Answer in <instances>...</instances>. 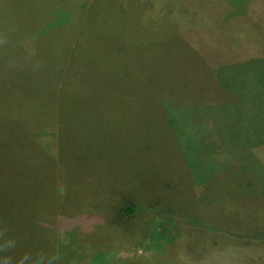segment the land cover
Here are the masks:
<instances>
[{
	"label": "rangeland",
	"instance_id": "obj_1",
	"mask_svg": "<svg viewBox=\"0 0 264 264\" xmlns=\"http://www.w3.org/2000/svg\"><path fill=\"white\" fill-rule=\"evenodd\" d=\"M152 1L0 0L3 18L0 23V90L6 91H0V98L9 97L11 93L7 92L14 94L10 99L0 100V107L8 104L7 112L16 114V119L8 117L13 126L9 135L25 134L29 130L24 120L33 118L37 109L25 103L30 99L37 106L49 105L54 114L62 107L70 109L104 135L152 141L153 148H149L147 155L152 165L143 174L152 192L166 183L162 172L174 174L178 177L176 181L186 187L185 171L193 170L199 178L208 174L210 177L212 170L225 165L229 154L236 156L240 166L258 176L264 188V57L260 52V56L244 59L234 52L236 39L231 34L232 30L245 32L244 37L252 38L253 43L258 42L260 45L256 46L264 50V0H186L184 5H178L176 0H161L156 6ZM255 11L260 13L261 21L254 14L252 19L245 18L246 13ZM68 21L69 24L63 26H68L67 32L60 36L64 31L58 28L63 27L55 26L56 22ZM202 29L209 34L201 33ZM31 32L40 35L33 43L32 67L26 69L9 44L14 42L15 34ZM33 70L44 71L51 78L45 81ZM4 117L0 115L1 124L6 121ZM64 151L60 159L53 155L45 164L57 161L62 173L72 174L75 180L86 175L93 161L72 147ZM3 152H15V149L6 148L0 142V153ZM22 152L27 157L40 158L31 151L22 149ZM182 156L186 163L181 169ZM137 160L138 163L140 160ZM170 160L174 161L175 169L170 166ZM117 163L121 172H128V167L123 165H126L125 160ZM145 164L140 161V165ZM4 172L0 166V181L5 188L0 189V226L6 225L10 232L31 239L47 253L74 263L94 248L103 250L94 264H106L120 256L121 251L125 253L122 246L126 245L131 258H134L133 251L153 254L147 260L155 264H176L175 260L188 264L186 256L189 255L182 254L172 242L169 249L176 254L157 253L154 250L162 246L151 244L148 239L140 240L137 229L124 218H121L122 223L128 224L122 225L117 218H111V213L117 217L118 209L112 204L106 207L99 202L93 204L96 207L93 208L89 194L92 188L84 184L63 187L67 192L62 194L59 220L65 219L70 225L67 218L80 216L83 223L84 218L94 216L98 219L96 229L87 234L73 229L72 234L59 238L55 210L34 212L36 209L27 207L32 201L35 208L52 207L53 199L48 200L40 190L33 188L26 196L30 200H21L20 194L11 187L24 186L31 181L30 176L6 171L15 178L8 183L1 177ZM37 182L45 186L54 184L51 180L38 179ZM55 185L60 187V184ZM177 192L179 199L185 195L181 189ZM109 195L119 203L128 200L120 193ZM206 198L218 201L220 196L212 192ZM111 207L113 212L110 213ZM167 210L173 212L170 208ZM238 210L235 214L243 222L245 216L263 220L264 209L261 213L245 211V206ZM248 224L252 221L246 224V229L251 226ZM156 225L163 232H170L174 239L187 234L183 232L185 224L175 226L157 219ZM261 226L264 229V223ZM117 233L118 239L115 238ZM155 238L160 236L155 234ZM117 240L122 245L115 244ZM244 240L234 234L228 237L187 235L178 242L182 248L197 252L195 254L202 252L205 242L210 247L214 243H218L219 248L224 247L207 254L203 252L199 258L192 256L189 260H194L195 264H264V256L259 255L261 250L264 254V246L256 250L250 240L242 242ZM216 251L224 253L212 257ZM136 261L147 264L144 260Z\"/></svg>",
	"mask_w": 264,
	"mask_h": 264
},
{
	"label": "trees",
	"instance_id": "obj_2",
	"mask_svg": "<svg viewBox=\"0 0 264 264\" xmlns=\"http://www.w3.org/2000/svg\"><path fill=\"white\" fill-rule=\"evenodd\" d=\"M152 2L156 6L161 3V0H153ZM2 22L3 18L0 16V23ZM63 23L65 22H56L55 26L60 24V27H63L69 24V21L65 24ZM72 23H74V21H72ZM59 29L64 31L63 34L59 35H65L68 26L58 28V30ZM52 33L57 36L56 33ZM39 35L40 34L34 32L26 35H19L18 33L14 35V42L9 44L10 50H15V55L26 69L28 66L32 67L33 43L36 40L35 38ZM234 52L240 53L235 48ZM260 52L264 57V50L261 51L257 47L251 54L253 56H260ZM30 67L28 68L31 69ZM35 73L45 81L51 78L44 71ZM7 93H11L9 94L10 96L7 98H0V100L10 99V97L14 95L12 92ZM26 101V104H31L37 109L33 118L24 120L29 126V130L25 132V134L9 135L8 131L13 126L9 124L8 117L16 119V114H9L7 112L9 107L8 104L0 107V115L5 116L4 119H6L4 124L0 123V142L4 143L6 148L15 149V152L0 153V166L5 169L1 177L6 179L5 182L11 183L15 178L10 177V173L6 171L12 170L19 172L20 175H22L21 173H25L24 177L27 175L30 176L29 180L31 181L24 186L22 185L20 187L13 185V187H11L15 193L17 192V194H20L21 200H30L27 199L26 196L31 194V189L33 188L40 190L48 200L53 199L54 206L52 207L35 208L31 205L34 203L33 201L29 202L30 206L27 207L36 209L34 212L39 209H41L42 212H51L55 210L56 229L58 227L59 238L70 234V232L72 234L73 229L84 231L85 234L93 232L96 229L95 226L98 219L94 216L88 218L83 217V223L80 221L82 218L80 216L76 219H74V217L67 218L70 225H67L65 219L59 220L62 194L67 192L63 187L71 184H84L92 188L89 194L93 208H96L93 204H98L99 202L100 204H105L106 207L107 204H109V206L112 204L118 209L116 217L114 213H111L113 212V206L111 207V218H117L122 225L130 223L132 227L137 229V234L141 236L139 238L140 240L148 239L149 243L162 246L160 249L154 250L157 253L166 252L169 255L176 254L177 252H173L169 249V244L172 242L175 248L183 251L182 254L189 255L186 256L188 264L196 263L194 260H189L193 259L192 256L199 258V256L204 255V253L207 254L210 251L218 250L219 245L218 243H214V245H212L213 247H210V244L205 242L203 243L204 245L202 244L201 246L202 252L198 251L200 254H195L197 252L193 253L189 248H182L179 244L187 235H197L199 237L203 235H221L222 237H228V234H234L238 239L244 238L245 240L242 242L250 240L251 243L255 245L253 249L257 250L259 247L262 248L264 246V229L261 226L264 223V215H262L263 218L261 217L263 220H252V217L249 218L245 216L244 221H246L243 222L239 220V216L235 214L238 213V211H240L238 209L243 206H245V211L251 210L257 211L258 213L263 212L264 209V188H262L258 176L250 173L243 166H240L236 156L230 154L226 155L224 160L225 165L222 168L212 170L213 174H211L212 176L210 177H208V174L206 177L199 178L195 175V171H185L183 174H185L188 179L186 180V187H183L181 182L176 181L178 177L174 176V174L162 172L163 176H165L163 180L166 183L156 192H152L148 187V178H144L143 176L152 165L149 159L150 157H147L149 148H153L152 141H136L137 139L125 140L122 138L110 137L104 135L101 131L93 130L89 122L83 120L80 116L70 111V109L66 110L62 107L58 113L54 114V110L47 104L37 106L35 103L31 102L32 100L30 99ZM151 140H153V138ZM146 145H148V147H146ZM263 146L264 144L262 147ZM68 147L82 151L85 158H90V160L93 161L89 169L86 170V175L78 177L76 180L72 178V174L67 176L65 173H62L61 169L57 167V161L50 165L47 163L45 164L50 156L55 155L60 159L61 153H65L64 150ZM22 149L31 151V154L40 156V158L41 155H44L46 160L43 161L44 158L35 159L30 156L27 157L22 152ZM139 150L140 155L138 154ZM141 155H143L142 158ZM182 158V165H180L181 169L186 163L185 156H182ZM137 159L146 164L144 166L140 165V161L137 163ZM124 160L126 165H123L128 167V172L123 173L119 170L117 162H123ZM169 164L173 168L175 167L173 160H170ZM153 167L156 168V166ZM38 179L45 181L51 180L54 181V184L53 186H45L38 183ZM208 180L212 181L208 183ZM22 182L23 184L25 183L24 181ZM41 183L44 182L41 181ZM55 184H60V187H57ZM0 185V189L5 190V188L2 187V181H0ZM177 189H181L185 193L181 199H179L180 195ZM105 190H108V192H105ZM111 192L120 193L128 197V200L125 203H119L114 196L111 197L109 195ZM212 192L220 196L218 201L206 198L208 193ZM204 193L205 195H203ZM38 202H43V200H39ZM168 208L173 210V212H168ZM186 212L190 214H187V216L185 214ZM121 218L129 222L126 223L125 221L122 223ZM157 219L175 226L185 224L186 229H183V232L187 234L183 236L184 238L175 237L174 239V236H172L170 232H163L161 228L159 229L156 225ZM249 221H252V224H248L251 226L249 229H246V224ZM61 229L64 231L61 232ZM119 229L120 227L116 228V230ZM261 229L263 230L261 231ZM10 233L20 238L18 247L14 253L15 256L22 255L26 251L32 252L33 254L41 251L46 252L44 248L37 243L31 242V239L24 238L22 235L13 232ZM155 234L160 236V238L154 239ZM118 237L119 234L117 233L115 238L118 239ZM119 242L120 241L117 240L114 243L122 245ZM122 247L126 252L124 253L121 251L120 256L114 257L111 262H107L106 264H139V261L136 260H144L147 264H155L147 260V258L153 256V254L143 255L132 251V256L134 258H131L128 256L129 252L127 251L128 248L126 245ZM92 249H89L91 250H88L89 252L87 251V256L80 257V261L78 262L73 263L72 260L67 262L60 258L57 264H94L97 257L103 253L101 252L103 250ZM101 249H106V247H101ZM219 249H224V247L221 246ZM261 252L262 250L259 251V255L264 256ZM223 253V251H216L212 257H218V255L222 256ZM175 263L179 264L177 260H175Z\"/></svg>",
	"mask_w": 264,
	"mask_h": 264
},
{
	"label": "clouds",
	"instance_id": "obj_3",
	"mask_svg": "<svg viewBox=\"0 0 264 264\" xmlns=\"http://www.w3.org/2000/svg\"><path fill=\"white\" fill-rule=\"evenodd\" d=\"M37 68L40 65L36 66ZM20 238L12 235L6 225L0 226V264H57L60 257L47 252H24L15 256Z\"/></svg>",
	"mask_w": 264,
	"mask_h": 264
},
{
	"label": "crops",
	"instance_id": "obj_4",
	"mask_svg": "<svg viewBox=\"0 0 264 264\" xmlns=\"http://www.w3.org/2000/svg\"><path fill=\"white\" fill-rule=\"evenodd\" d=\"M172 1H175V0H172ZM185 1L186 0H176V2L178 3V5L180 4V5H184L185 4ZM176 3V4H177ZM214 4V3H213ZM257 9H261V7L260 6H258V8ZM177 10V9H176ZM186 11V10H185ZM229 12H231L230 10H229ZM252 14H254V15H257V18L261 21L262 19V17H264V16H262L261 17V15H260V13L259 12H257V11H255V12H253V13H251V14H248V13H246L245 14V18H247V19H252ZM223 16L225 17V18H229V15H227V13H223ZM231 16V15H230ZM233 16H237V14H233ZM259 21V22H260ZM249 23H252L250 20L248 21ZM245 26H247V22L245 23ZM247 29V28H246ZM231 30H232V28H231ZM248 31V30H247ZM200 32L201 33H204V34H209L207 31H206V29H202V30H200ZM244 33L245 32H240V31H237V30H232V32H231V34L233 35V39H236L235 40V42L233 43V47L236 49V50H238L240 53L239 54H241L243 57H244V59H246V58H252V54H251V52L252 51H255V49H256V47L258 48V46H256V45H260L257 41V43L256 44H254L253 43V39L252 38H248V37H244ZM233 39H231V41H233ZM255 41V40H254ZM246 51H248V52H246Z\"/></svg>",
	"mask_w": 264,
	"mask_h": 264
}]
</instances>
